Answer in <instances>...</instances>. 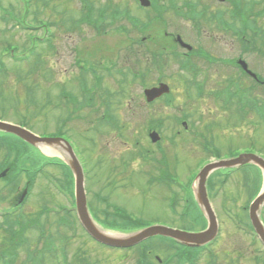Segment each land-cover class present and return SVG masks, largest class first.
Instances as JSON below:
<instances>
[{
    "label": "rangeland",
    "instance_id": "374dc122",
    "mask_svg": "<svg viewBox=\"0 0 264 264\" xmlns=\"http://www.w3.org/2000/svg\"><path fill=\"white\" fill-rule=\"evenodd\" d=\"M175 1L185 18L169 11L173 0H157V10L167 8L164 15L167 27L163 29L165 22L162 26L156 21L150 31L141 32L128 16L117 17L115 22L109 17L99 29L89 23L84 24L82 15L88 13L84 0H24L28 10L25 24L17 19L25 12L22 0H0V62L5 64V68H1L4 71L0 73V118L26 125L41 134L61 133L72 142L85 169L89 205L99 206L96 194L101 193L110 203L125 207L134 217L147 223L167 225H182L179 218L182 202L177 205V214L170 211L168 200L173 199V190L163 183L148 182L147 172H154L153 167H157L152 162L142 161L140 152L145 153L148 159L154 152L156 157H160V150H163L168 157L169 177L178 178L182 187L188 185L204 162L216 160L212 154H216L218 149L223 156L235 148L264 156V121L254 109L247 110L245 114L238 113L236 104L227 109L225 94L227 87L234 91L240 85L250 88L246 92L252 98L264 102V84H254L235 69L199 65L195 55L203 49L216 58L239 56L243 52V38L230 31H221L216 26L204 27L202 32H198L194 17L186 14L187 8H181L189 6V1L197 0ZM89 4L96 14L100 8L109 7L123 12L129 10L141 20L152 16L151 8L140 7L136 0H89ZM6 11L16 14L17 20ZM120 25L126 28L117 29ZM166 31L182 33L184 40L193 46L190 52L192 61L186 70L182 63L187 50L175 44L174 37L167 35ZM35 36L39 38L35 39ZM142 37L146 39L144 47L130 41ZM169 41L174 42L175 49L172 50L175 54L171 48L162 46ZM8 45H13L17 52L7 49ZM148 50L162 55L154 59ZM243 58L264 77V53L260 48H254ZM85 59L97 73L104 75L102 85L96 87L97 79L90 70L83 73L78 68V62ZM195 65L203 71L194 73ZM108 67L111 69L104 70ZM130 67L136 72H144L145 80H132ZM117 69L126 76L119 77ZM161 77L171 86L172 103L161 98L150 105L145 101L143 84L155 85ZM81 81H85L83 87H88L85 89L87 95L82 91ZM64 90L76 95V99L66 95ZM216 92H220L221 99L215 95ZM107 109L117 117L120 128L114 129L104 123L102 115ZM183 116L189 121L186 129L182 122H176ZM158 118L163 120L159 130L162 149L156 147L157 143L148 136V125ZM203 137L207 138L205 141L213 138L218 149L211 146V154L206 151L200 142ZM45 146L59 150L50 144ZM145 148L151 149V153ZM11 150L6 146L0 149V160L13 159V146ZM23 151L27 154L19 157L21 166L38 163V159H34L37 152L26 151L25 148ZM58 152L60 155L57 157L67 156L62 151ZM46 168L47 176L39 175L28 202L16 212L22 214L26 221L39 220L44 232L35 223L25 222L28 225L26 241L17 250L15 264H32L37 262V257L42 264H65V261H59L62 257L60 252L49 249V242L57 243L60 238L65 241L63 250L69 264H137L136 249H108L90 237L87 239L77 225L59 224V216L54 212L51 215L42 213L45 207L70 203L69 197L53 192L50 184L54 183L48 180L50 174L60 178L63 174L61 167L52 165ZM245 174L233 173L224 183L221 182L222 177L212 179L217 186L210 194L211 202L220 224V234L213 244L217 264H255V235L247 228H237L230 219L232 215L228 217L225 213L235 214L241 220V227L244 221L250 220L249 209L244 210V206L252 201L256 191L244 182ZM25 182L24 173L9 186L0 177V252L8 247L9 236L2 213L12 208L13 200L23 190ZM197 185L198 179L193 182V187L197 188ZM173 189L185 197L186 192L180 187L173 186ZM261 217L264 219V206ZM190 227L200 230L202 224L192 221ZM62 237H67V240ZM149 243L153 245L149 254L150 264H165L163 260L175 254L173 246L156 238L143 242L140 247ZM260 248L264 251L263 245ZM158 256H161L159 261ZM209 260V256L204 254L196 264H207ZM0 264H4L1 259Z\"/></svg>",
    "mask_w": 264,
    "mask_h": 264
},
{
    "label": "water",
    "instance_id": "95a60500",
    "mask_svg": "<svg viewBox=\"0 0 264 264\" xmlns=\"http://www.w3.org/2000/svg\"><path fill=\"white\" fill-rule=\"evenodd\" d=\"M145 3V1H144ZM169 87L165 84H161L159 87H154L146 91L147 96L150 99L156 98L157 96L162 95L164 92H167ZM0 129L13 132L20 137L30 141L34 144H50V145H61L65 144L66 151L69 155L67 158V162L72 167L75 175H76V183H77V206L79 210V216L84 224L85 228L90 232V234L98 239L99 241L118 247H128L137 244L138 242L144 240L145 238L153 235H166L176 238L188 245H202L204 243L209 242L213 239L218 233V222L215 215V212L212 209V206L209 202V198L206 190V180L208 175L213 169L221 168V167H234L240 164L245 163H255L261 166L264 170V158L256 155V154H242L237 158L221 160L212 164L207 165L199 175V190L198 199L201 202V205L209 217L210 227L208 230L200 232V233H190L186 231H182L179 229H173L163 225H154L149 228H146L140 232H136L132 235H129L125 238L113 237L102 232L93 221L91 217L88 207H87V197L85 193L84 187V173L83 169L80 165V162L75 155L72 146L65 140L63 142H59L56 138H42L30 131L25 130V128H21L19 126L1 122L0 121ZM159 136L157 134L154 135V139L157 140ZM23 197V196H22ZM21 197V199H22ZM264 204V193L258 196L250 207V218L254 228L257 233L260 235L261 239L264 242V225L260 218V211Z\"/></svg>",
    "mask_w": 264,
    "mask_h": 264
},
{
    "label": "flooded vegetation",
    "instance_id": "af4514ba",
    "mask_svg": "<svg viewBox=\"0 0 264 264\" xmlns=\"http://www.w3.org/2000/svg\"><path fill=\"white\" fill-rule=\"evenodd\" d=\"M235 0H208L201 1L197 0L196 2L189 1V5H193L195 9V22L198 32H202L204 27L216 26L218 29L224 32H233V11ZM242 5V38L244 41L243 45V54L246 55L248 52L253 50L250 47H257L258 49L264 52V0H241ZM223 7L218 10V8ZM200 34V33H199ZM233 35L232 33H230ZM251 50V51H250ZM245 52V53H244ZM208 53V52H207ZM203 51L199 52L197 57L199 60V65H203L207 68L211 60H207L206 57L202 56ZM237 62V61H236ZM227 68L233 69L234 62L227 61ZM232 66V67H230ZM249 66L255 73H260L255 67ZM199 71H203L199 67ZM208 76V75H207ZM3 136L0 137V140H3ZM7 139V137H5ZM20 143L25 145V141L20 139ZM6 162V160H3ZM23 189L18 196L13 200L12 208L7 210L19 209L21 206V197L23 195ZM29 194V193H28ZM26 195V197L28 196ZM25 197V199H26Z\"/></svg>",
    "mask_w": 264,
    "mask_h": 264
},
{
    "label": "trees",
    "instance_id": "16d2710c",
    "mask_svg": "<svg viewBox=\"0 0 264 264\" xmlns=\"http://www.w3.org/2000/svg\"><path fill=\"white\" fill-rule=\"evenodd\" d=\"M245 173H246L245 175L247 176V178L244 179L245 182H247L249 185H252L255 188V191L257 192L260 187L261 181H262L260 170L257 167L249 166L246 168ZM219 175H224V173H219ZM210 185H211V188L213 189L215 182L211 180ZM93 209L97 217H100L99 213L105 210V209L104 210L100 209L99 211V209H96V208H93ZM105 212H106L105 217L100 218V221L106 227L128 231V230L138 228L139 226L142 225L141 221L137 219H133L132 217L127 215V213L124 210L117 209L114 212H110L112 215L109 214V211H105ZM207 264H214L212 256H210V260Z\"/></svg>",
    "mask_w": 264,
    "mask_h": 264
},
{
    "label": "bare ground",
    "instance_id": "6f19581e",
    "mask_svg": "<svg viewBox=\"0 0 264 264\" xmlns=\"http://www.w3.org/2000/svg\"><path fill=\"white\" fill-rule=\"evenodd\" d=\"M53 147H55V148H58V146L57 145H53ZM65 147V146H64ZM43 149H44V151L46 152V153H48V154H51V155H60V152H57V151H55V149H51V148H48V147H46V146H44L43 147ZM101 230H103L101 227H99ZM105 233H107V234H110V235H118V234H116V233H114V232H110V231H106V230H103Z\"/></svg>",
    "mask_w": 264,
    "mask_h": 264
}]
</instances>
